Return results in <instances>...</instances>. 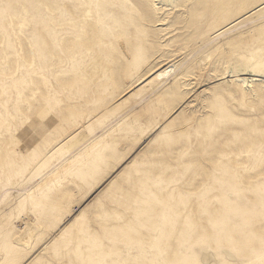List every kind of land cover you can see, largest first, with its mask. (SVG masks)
Wrapping results in <instances>:
<instances>
[{"label":"rangeland","instance_id":"obj_1","mask_svg":"<svg viewBox=\"0 0 264 264\" xmlns=\"http://www.w3.org/2000/svg\"><path fill=\"white\" fill-rule=\"evenodd\" d=\"M0 264H264V0H0Z\"/></svg>","mask_w":264,"mask_h":264}]
</instances>
